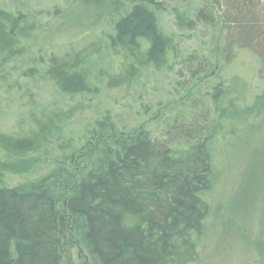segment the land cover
<instances>
[{
    "label": "trees",
    "instance_id": "trees-1",
    "mask_svg": "<svg viewBox=\"0 0 264 264\" xmlns=\"http://www.w3.org/2000/svg\"><path fill=\"white\" fill-rule=\"evenodd\" d=\"M75 1L95 39L48 54L32 13L0 6V97L20 92L29 121L0 130V152L35 158L21 181L0 172V264H76L75 242L93 264H191L215 153L264 139L263 92L231 71L247 51L264 81V0ZM39 83L54 93L40 111Z\"/></svg>",
    "mask_w": 264,
    "mask_h": 264
},
{
    "label": "rangeland",
    "instance_id": "rangeland-1",
    "mask_svg": "<svg viewBox=\"0 0 264 264\" xmlns=\"http://www.w3.org/2000/svg\"><path fill=\"white\" fill-rule=\"evenodd\" d=\"M0 6L11 9L16 7L27 14L32 13L39 28L30 43L35 48L43 46L47 54L51 52L48 48L50 43L54 48L56 42L81 47L93 42L96 37V34H91L90 31L88 33V29L92 28V10L79 6L76 1L0 0ZM55 8L57 13L53 12ZM214 10L217 12L216 8ZM46 13L50 15L49 18L45 16ZM162 20L166 30L175 28L171 15H164ZM84 31L88 33V37L86 33L80 35ZM185 43L190 47L194 46L196 41L192 38ZM12 66L13 63H10V81L16 77V71L11 69ZM231 67L232 72L245 77L252 84V88L262 91L264 95V81L255 75L257 64L250 53L240 51ZM34 92L37 94L36 109L40 111L50 107L54 94L50 88L39 83ZM21 97L20 92L0 97V130L3 132L15 133L19 132V129L26 130L29 126L27 114L20 105L25 98ZM62 105L64 108V104L58 103L57 108ZM85 105L87 103H84L83 107ZM125 111L124 107L121 113L126 115ZM76 118L77 116L70 118L72 122L70 127ZM263 146L264 139L259 149L255 151L248 145L239 151L215 153L217 170L207 196L210 204L207 231L201 240L197 259L191 264H264V151L261 152ZM83 152L84 147L76 157L77 167L83 164ZM31 155L29 152L20 157H10L0 152V172L6 174L8 182L22 180L20 176L22 172L27 171L35 162ZM73 171L75 172L74 168ZM73 255L76 264H93L77 242L73 246Z\"/></svg>",
    "mask_w": 264,
    "mask_h": 264
}]
</instances>
